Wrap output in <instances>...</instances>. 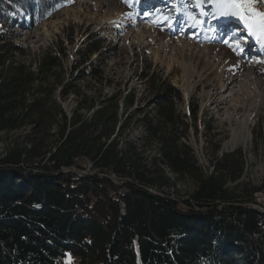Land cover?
<instances>
[{
	"label": "trees",
	"instance_id": "16d2710c",
	"mask_svg": "<svg viewBox=\"0 0 264 264\" xmlns=\"http://www.w3.org/2000/svg\"><path fill=\"white\" fill-rule=\"evenodd\" d=\"M66 2L0 0V264H264V212L250 205L264 180L239 182L240 149L211 172L198 163L177 87L151 76L150 111L120 84L94 97L79 84L83 71L67 77L63 41L38 55L15 43L20 13L44 17ZM98 48L79 54L89 60ZM89 65L100 85H114ZM134 121L140 133L124 139ZM178 180L193 185L187 210Z\"/></svg>",
	"mask_w": 264,
	"mask_h": 264
},
{
	"label": "rangeland",
	"instance_id": "374dc122",
	"mask_svg": "<svg viewBox=\"0 0 264 264\" xmlns=\"http://www.w3.org/2000/svg\"><path fill=\"white\" fill-rule=\"evenodd\" d=\"M216 3L217 0H67L44 17L20 13V24L13 25L11 31L15 43L30 47L35 55L46 48L54 50L57 42L63 41L67 77L83 71L84 79L79 84L94 97L110 95L120 84L126 93L136 90L135 107L150 111L157 88L149 78L166 79L182 95L177 107L188 115L189 142L198 163L211 172L217 157L240 149L245 169L239 182L250 189L264 180V40H259L258 35L249 37L252 31L238 15H218ZM253 4L264 12V0H253ZM212 25L230 27L215 34L209 30ZM235 25L242 36H232L231 27ZM208 30L209 34L212 31L211 37ZM213 37L221 41L213 43ZM256 37L259 41L253 43ZM87 43L99 48L84 60L79 53ZM29 55L24 57L30 59ZM91 62L97 63L114 85H100L92 77ZM75 104L71 96L64 105L70 111ZM193 106L199 108L196 122L189 119ZM247 120L251 123L246 130L241 123ZM138 133L140 129L134 121L124 139ZM4 149L5 144L0 142V155ZM88 170L89 166L85 171ZM176 184L179 199L193 189L186 180ZM260 194L264 195V190L256 196ZM181 207L186 209L184 204Z\"/></svg>",
	"mask_w": 264,
	"mask_h": 264
},
{
	"label": "snow or ice",
	"instance_id": "6c2138e0",
	"mask_svg": "<svg viewBox=\"0 0 264 264\" xmlns=\"http://www.w3.org/2000/svg\"><path fill=\"white\" fill-rule=\"evenodd\" d=\"M216 8L220 16L238 15L246 22L253 35H258L261 40H264V12L254 7L253 0H217ZM225 43L229 41L226 40ZM232 43L237 42L232 41Z\"/></svg>",
	"mask_w": 264,
	"mask_h": 264
},
{
	"label": "bare ground",
	"instance_id": "6f19581e",
	"mask_svg": "<svg viewBox=\"0 0 264 264\" xmlns=\"http://www.w3.org/2000/svg\"><path fill=\"white\" fill-rule=\"evenodd\" d=\"M88 1H100V0H88ZM149 5V3H146L145 4V7H147ZM146 17H148V16H146ZM148 30V29H147ZM249 30H251V29H249ZM149 31V30H148ZM184 43V42H183ZM185 45H187V44H185ZM188 46V45H187ZM250 123H251V120H247V121H243L241 124L244 126L243 128H245L246 130L249 128V126H250ZM244 129V130H245ZM249 134V133H248ZM258 199V198H257ZM251 206H258V200L256 201V202H254V203H251L250 204ZM255 209H257V210H260V211H262V209H258V208H255ZM264 212V211H263Z\"/></svg>",
	"mask_w": 264,
	"mask_h": 264
},
{
	"label": "built area",
	"instance_id": "2783aa9c",
	"mask_svg": "<svg viewBox=\"0 0 264 264\" xmlns=\"http://www.w3.org/2000/svg\"><path fill=\"white\" fill-rule=\"evenodd\" d=\"M258 198V206H251L253 208L262 209L264 211V195L260 194L256 196Z\"/></svg>",
	"mask_w": 264,
	"mask_h": 264
},
{
	"label": "water",
	"instance_id": "95a60500",
	"mask_svg": "<svg viewBox=\"0 0 264 264\" xmlns=\"http://www.w3.org/2000/svg\"><path fill=\"white\" fill-rule=\"evenodd\" d=\"M180 198H181V199H179V198H177V199L179 200V202H180V207H181V204H184L183 201H184L185 199H188L189 197H188V195H185V196H181ZM184 205H185V204H184ZM181 208H182V207H181ZM188 208H189V206L186 205V209H183V208H182V209H183V210H187ZM195 208L199 209L198 206L195 207Z\"/></svg>",
	"mask_w": 264,
	"mask_h": 264
}]
</instances>
